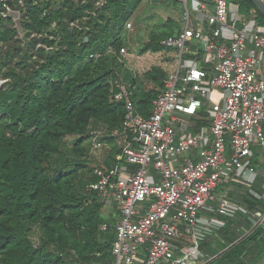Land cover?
<instances>
[{
  "label": "trees",
  "instance_id": "obj_1",
  "mask_svg": "<svg viewBox=\"0 0 264 264\" xmlns=\"http://www.w3.org/2000/svg\"><path fill=\"white\" fill-rule=\"evenodd\" d=\"M230 1L264 26L251 0ZM100 2L105 5L97 6ZM26 4L23 38L0 18V83L5 82L0 85V264H112L119 213L114 207L105 215L104 202L91 189L99 182L95 171L108 172L120 153L112 133L122 127L126 109L123 102H112L111 90L117 78L123 80L138 114L148 118L167 78L158 67L136 74L121 50L138 57L161 51L163 41L181 32L182 5L178 0H54L44 9ZM157 9L176 16L159 17L149 26ZM133 19L130 32L126 25ZM40 43L54 50H38L34 59L28 48ZM207 117L202 109L192 132L209 126ZM100 131L106 135L95 153L94 133ZM253 166L264 171V153L255 154ZM239 188L238 200L264 213V177ZM237 227V220H227L219 239L211 238L201 251L217 256L211 264H264V225L234 244Z\"/></svg>",
  "mask_w": 264,
  "mask_h": 264
},
{
  "label": "built area",
  "instance_id": "obj_2",
  "mask_svg": "<svg viewBox=\"0 0 264 264\" xmlns=\"http://www.w3.org/2000/svg\"><path fill=\"white\" fill-rule=\"evenodd\" d=\"M178 1L181 32L145 55L167 77L149 117L138 114L123 80L111 90L112 102L126 109L122 127L112 133L120 153L108 172L95 171L99 182L91 189L105 209L119 213L112 264H211L217 256L201 246L219 238L227 220L240 222L234 244L264 225L263 212L229 194L231 186L251 188L264 177L253 166L255 149L264 153V26L230 0ZM27 2L39 9L54 4L0 0V18L21 38ZM121 55L135 58L128 49ZM202 109L209 126L192 132ZM94 135L97 153L106 134ZM221 191L228 196L215 195Z\"/></svg>",
  "mask_w": 264,
  "mask_h": 264
},
{
  "label": "rangeland",
  "instance_id": "obj_3",
  "mask_svg": "<svg viewBox=\"0 0 264 264\" xmlns=\"http://www.w3.org/2000/svg\"><path fill=\"white\" fill-rule=\"evenodd\" d=\"M170 12L172 14L174 13V12H172L170 10L169 11H166L165 9H157V10L151 12L150 13L151 14L150 16H155L156 18H153V19L150 20L149 26H151L155 21H157L159 19V17H161L163 20H167L170 16H172L173 18H175L176 15H174V14L171 15ZM177 17H178V15H177ZM130 23L132 24V28L131 29H127V30H129L130 32H133L135 30V27H136L135 20L134 19L131 20ZM13 28H15V27L13 26ZM13 30L15 31V29H13ZM20 33H21V31H20ZM15 35H17V38H19L17 32L15 33ZM32 36H31V39H32ZM34 36H35V34H34ZM37 37L38 38H42L43 35H39ZM4 49H8V46L5 47ZM33 49L34 48L32 46H30L28 48V51L27 52L32 51L30 54L34 57V59H37L38 58V56H37V51L38 50H42L43 49L45 51H48V50L51 51V50H54V47L53 46L52 47H49V46H47V45H45L43 43H40V44H37V46L35 47L34 50ZM4 51H6V50H4ZM129 54L130 55H133V56L135 55V54H132L131 52H129ZM17 59H18V57H17ZM127 64H128V68L129 69L133 70L136 74H138L140 76L144 75L147 72H150L151 69L154 66H158V64H157V62H156L155 59H151L150 60L145 55L144 56H140V57H138V56L135 55V58H134L133 61H132V58L127 59ZM4 83L5 82L3 81V82L0 83V85L2 86V85H4ZM218 98H219V94L217 92H215L214 99L217 100ZM215 195H217V196H225V197L228 196V194L226 193V191H224V192L221 191V192H219V194L216 193ZM103 211H104L105 215H108V214L111 213V210L110 209H104Z\"/></svg>",
  "mask_w": 264,
  "mask_h": 264
},
{
  "label": "crops",
  "instance_id": "obj_4",
  "mask_svg": "<svg viewBox=\"0 0 264 264\" xmlns=\"http://www.w3.org/2000/svg\"><path fill=\"white\" fill-rule=\"evenodd\" d=\"M246 18H248V17H246ZM256 153H260V149L259 148H256L255 149V154ZM262 164V161H260V164L259 165H261ZM257 171H258V173L259 174H262V176H264V171L262 170H260V169H256ZM230 189V192H229V194H230V196L231 197H235L234 198V200H236L237 202H240L239 200H238V198H239V196H240V192H242L241 191V189L240 188H238V187H234L233 188V186H231V188H229ZM240 189V190H239ZM224 192V191H223ZM241 203V202H240ZM242 204V203H241ZM244 205V204H243ZM247 207V206H246ZM238 222V226H239V224H240V222L239 221H237ZM236 232H238V229H236ZM238 234V233H237ZM219 239V238H218Z\"/></svg>",
  "mask_w": 264,
  "mask_h": 264
},
{
  "label": "water",
  "instance_id": "obj_5",
  "mask_svg": "<svg viewBox=\"0 0 264 264\" xmlns=\"http://www.w3.org/2000/svg\"><path fill=\"white\" fill-rule=\"evenodd\" d=\"M255 8L264 16V0H251ZM88 41L87 39L85 40Z\"/></svg>",
  "mask_w": 264,
  "mask_h": 264
}]
</instances>
